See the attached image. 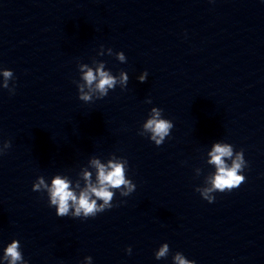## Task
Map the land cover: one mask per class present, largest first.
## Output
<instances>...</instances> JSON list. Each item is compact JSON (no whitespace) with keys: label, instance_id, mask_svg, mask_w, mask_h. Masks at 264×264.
Wrapping results in <instances>:
<instances>
[{"label":"clouds","instance_id":"1","mask_svg":"<svg viewBox=\"0 0 264 264\" xmlns=\"http://www.w3.org/2000/svg\"><path fill=\"white\" fill-rule=\"evenodd\" d=\"M111 52V49L109 50ZM116 58L121 62H126V56L123 52L116 53ZM80 79L83 83H77L78 98L84 102L93 101V95L99 93L95 99H102L108 95L109 90L115 89L119 83L124 89L127 86L128 75L125 71H120L119 78L105 70V65L100 63L95 68L87 64H81ZM0 76L3 82L0 87L8 89L14 94L15 86H9V81L14 80V73L9 69H0ZM148 76L145 71L140 77V82H145ZM85 88L88 89L85 92ZM151 103V100L147 101ZM162 109L153 107L151 114L143 124L144 130L151 133L150 139L155 141V145L163 144L165 137L169 136L173 128L171 120L163 118ZM11 147V141H4L0 145V155H3ZM211 159L208 163L215 165L216 171L208 180L207 186L203 189L196 188L201 197L209 203H213L215 196L213 193L232 191L245 182V176L241 173L247 167V161L244 158L243 150L234 151L233 145L229 143H216L209 153ZM225 158L231 159V164L225 162ZM91 164L96 169L95 183L92 182L91 173L83 172L84 186L81 187L79 181L75 188L72 181L67 176L60 174L51 178L50 184L46 182L43 176H38L32 185V191L44 192L47 194L49 207H54L58 217L71 216L74 218L95 217L98 213L111 209L114 205L112 201L115 198L116 191L126 197L135 191L136 185L131 179L127 178L128 161L121 157L120 159H110L108 163L102 164L98 159H92ZM78 190V191H77ZM131 247L126 249L131 254ZM170 253L167 243L162 244L155 252V258L160 260L166 258ZM173 264H196L194 260L187 259L181 252H176L173 257ZM88 264H92V257H85ZM0 264H28L23 257L21 245L18 240H12L3 249V255L0 257Z\"/></svg>","mask_w":264,"mask_h":264}]
</instances>
